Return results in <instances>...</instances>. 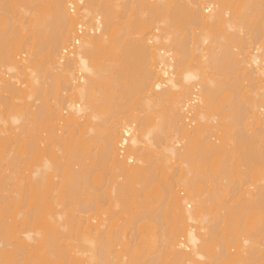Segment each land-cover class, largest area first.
I'll return each instance as SVG.
<instances>
[{
	"label": "bare ground",
	"instance_id": "6f19581e",
	"mask_svg": "<svg viewBox=\"0 0 264 264\" xmlns=\"http://www.w3.org/2000/svg\"><path fill=\"white\" fill-rule=\"evenodd\" d=\"M11 1L9 11L18 9ZM2 5L0 99L27 105L11 122L0 120V231L6 237L16 232L24 250H51L44 256L47 261L125 264L114 239L100 234L101 225L92 226L89 217L71 208L75 202L86 204L82 186L93 172L88 167L93 163L98 176H104L100 187L106 184V190L99 198L111 211L119 208L114 214L125 210L126 203L159 195L154 188L162 183L159 173L169 170V182L162 183L167 210L145 205L137 209L142 211L124 212L134 217V230L128 244L123 237L120 245L135 247L144 234L140 222L153 220L159 228L157 249L168 264H264V250L253 241L260 226L252 205L248 209L242 199L234 206H206L218 198L212 178L230 168L236 153L248 168L254 160L264 162V0H20L27 28L20 23L14 27L17 15L2 27L1 17L7 14V8L1 13ZM78 26L85 29L75 44ZM10 44L17 46L18 55L3 52L2 45ZM35 48L45 52L44 75L32 68ZM126 104L131 109L138 104L141 112L129 111L126 119L129 109H119ZM159 106V112L154 110ZM40 117L47 123L42 131ZM259 136L262 153L255 155L248 142ZM16 149L24 165L14 162ZM12 168H17L14 175ZM182 190L186 196L181 197ZM23 191L35 205L36 214L29 209L30 214L39 217L43 231L7 224L20 217L19 212L10 216L9 207ZM225 231L238 248L235 255L233 244L221 239ZM73 233L81 234L82 243L69 251L62 238ZM148 237L143 241L157 242ZM8 245L0 242V264ZM158 251L152 262L161 258Z\"/></svg>",
	"mask_w": 264,
	"mask_h": 264
},
{
	"label": "rangeland",
	"instance_id": "374dc122",
	"mask_svg": "<svg viewBox=\"0 0 264 264\" xmlns=\"http://www.w3.org/2000/svg\"><path fill=\"white\" fill-rule=\"evenodd\" d=\"M4 0H2L1 2H0V4L2 5V6H7V7H3L4 8V10L3 9H1L2 10V14L3 13H5L6 12V10H5V8H7V14L5 15V14H1V16H3V17H1V19L2 20H4V22H2L1 24H2V27H3V24L4 25H9V21L11 20V19H13V18H11L12 17V15H13V17H16V15H17V19L16 18H14V19H16V20H12L11 22H15V24H13L14 25V27L17 25V26H19L20 24H22L23 26L25 25V24H23L24 23V18L22 19L20 16H22V15H25L24 13H26V11L24 10V11H22L21 12V9L23 10V9H25V8H23L22 6H19V3H20V0H13V1H15V2H13V1H11L13 4H18V6H17V8L18 9H16V6L14 7L15 9H13L12 11H9L10 9H9V7L10 6H8V3L10 2V0L8 1V0H5L4 2H3ZM8 1V2H7ZM19 2V3H18ZM73 3L75 4V6H77L76 5V1H73ZM10 5V4H9ZM73 7L74 9H75V13L77 12V9H78V7ZM70 7V6H69ZM68 7V8H69ZM70 9V8H69ZM20 10V11H19ZM4 11V12H3ZM21 14V15H19L18 16V12ZM9 12L11 13V14H9ZM74 12L73 13H71V14H74ZM23 13V14H22ZM9 16H11V17H9ZM26 16H27V14H26ZM26 16H24V17H26ZM19 17H20V19H19ZM23 17V16H22ZM7 18V19H6ZM11 18V19H10ZM8 19H10V20H8ZM19 20V21H18ZM23 20V21H22ZM5 21L7 22V24L5 23ZM23 22V23H22ZM20 23V24H19ZM12 25V26H13ZM28 24H26L24 27H26ZM7 27V26H6ZM5 28V27H4ZM27 28V27H26ZM148 29H146V31H147ZM3 46V48H2V50L4 49V53L7 51V53H6V55L8 54V56L9 55H16L18 52V48H17V46L14 44V45H12L11 46V44H10V46H6V45H2ZM1 46V47H2ZM5 47V48H4ZM6 49V50H5ZM10 51V53H11V51H13V54H9L8 52ZM35 51H37V53H38V56L36 57V59L32 62V68H34V70L37 72V73H39V74H45V71H43V62L45 61V59H44V54H45V52H43V53H41L40 52V50L38 49V48H35ZM18 55V54H17ZM25 55H27V54H25ZM18 58H24L25 56L24 55H21V54H19V56H17ZM16 57V58H17ZM17 58V59H18ZM5 72H6V74L8 75L9 73L5 70ZM7 75H6V77H7ZM19 85V84H18ZM19 87H23V86H19ZM4 101V103H1L0 104V120H2V121H6V122H11L10 120H12L11 118L12 117H19L18 115H20V114H23V110H24V108L27 106L26 104H24V105H12L10 102H8L7 100H3ZM3 101H1V99H0V102H3ZM7 101V102H6ZM141 104V103H140ZM166 104V103H165ZM164 104V106H166L167 105V107H170L168 104H166L165 105ZM138 105V104H137ZM137 105L135 104V106H136V108H134L135 106H133V108L131 109V107H132V105L130 104V105H128V104H126V105H123V106H121L119 109L121 110V111H126V110H128L125 114H121L120 116H126V119H127V117L130 115H127V113L129 112V113H136L137 112V110L136 109H138V107H140L139 105H138V107H137ZM160 105V104H159ZM163 104H161L160 106H162ZM160 106L157 108V107H155V109L154 110H156L157 112H159V110H161L160 109ZM163 106V107H164ZM142 107H143V105H142ZM144 108V110H145V108L146 107H143ZM143 108H141V109H143ZM123 109V110H122ZM159 109V110H158ZM165 109H166V107H165ZM170 109H171V107H170ZM68 110V109H67ZM119 110V111H120ZM140 110V109H139ZM138 110V112L137 113H139V112H141V111H139ZM144 110H142V112L144 113V112H146V111H144ZM146 110H148V109H146ZM152 110V109H151ZM150 110V111H151ZM163 110V109H162ZM169 109H167V111H168ZM66 111V110H65ZM153 111V110H152ZM166 111V112H167ZM63 112V111H62ZM149 112V111H148ZM161 112H163V111H161ZM165 112V111H164ZM64 113V116L66 115H68V114H66L67 113V111L66 112H63ZM150 114V113H149ZM15 115V116H14ZM17 115V116H16ZM65 116V117H66ZM13 123V122H12ZM37 125H38V129L40 130V131H42L43 129H44V127L47 125V123L44 121V119H42L41 117L39 118V120L37 121ZM34 126H36V125H33L32 123H29V125H28V127H31V128H33ZM233 127H234V125H233ZM231 128V127H229V128H231V129H229V131L231 130V133L229 134L230 135V137H232V139L233 140H236L237 139V137H236V133L234 132L235 131V129H236V127L237 126H235V129L234 128ZM250 127L251 128H254V125L252 124V126L251 125H249V127H247L249 130H250ZM237 129H238V127H237ZM236 129V130H237ZM102 130V129H101ZM226 130H227V128H226ZM248 130V131H249ZM252 130V129H251ZM251 130H250V132H251ZM224 131H225V128H224ZM233 132V133H232ZM249 132V133H250ZM31 133V132H30ZM235 133V134H234ZM249 133H247V134H249ZM228 134H226V133H224L223 135V138L225 137V135H227V137H228ZM251 134V133H250ZM249 134V136L251 137V135ZM44 135H47V133H44V134H42V136H44ZM226 137V138H227ZM229 138V137H228ZM231 139V138H230ZM227 140V139H226ZM229 140V139H228ZM223 140L221 139V141L220 142H222ZM224 141H225V139H224ZM250 142H248L249 143V145H248V147H249V149L251 150V149H253V151L254 152H256V154L255 155H258V154H261L262 152H261V150H258L257 148L259 147V146H262V141L260 140V136L259 137H256L255 138V140H254V142L255 143H253V140H252V138H250V140H249ZM218 142H219V140H218ZM217 142V143H218ZM234 143V142H233ZM96 143H93V145H95ZM228 144H230V143H228ZM232 144V143H231ZM231 144L229 145V146H231ZM232 146H235V144L233 145L232 144ZM258 151H257V150ZM256 150V151H255ZM95 152H97L98 153V149L96 148V150H95ZM237 152V151H236ZM249 152V151H248ZM258 153V154H257ZM127 154H129V153H127ZM12 156H14V159H15V161L14 162H16V163H20V165H24V163H25V161L26 160H23L22 158V155H21V152H20V150L19 149H16V151H14V153L12 154ZM235 157H237L236 159L237 160H231L230 162L233 164H229V166H230V168H228V170L227 171H225V169H227V168H222V170H224L223 171V174L220 176V175H217L216 176V178H214L213 176V178L211 177V175H210V177L212 178V181H211V179H208V184H207V181H206V184L207 185H213V186H211V187H213V189H215L214 191H217V199H214V200H210V201H208L207 203H206V206H207V208H209V209H214V208H216L217 209V207L218 206H220L219 208H221V205H228V206H234V205H236L237 203H239L240 201H242L243 202V200L247 203V205H248V209H249V206H251L252 205V209H254L253 211H252V209L250 208V210H251V212L252 213H254V215H255V222H256V225L257 226H260L259 228H257V229H255V231H256V233H257V235L255 234V237L253 238V241H255V243H258V244H260V249L263 251L264 249V200H263V198H262V194H263V187H264V183H263V175H264V162H261V161H259V160H254L253 162H251L252 164H253V168H248L249 166H248V162H245L244 160H242V158H240L241 156H240V154L239 153H236V155H234ZM255 159H256V156H255ZM24 161V162H23ZM23 162V163H22ZM93 162H95L96 163V159L94 158L93 159ZM98 162V161H97ZM227 163V162H226ZM228 164V163H227ZM250 164V163H249ZM27 165H28V163H27ZM231 165H232V167H231ZM224 166H226V164L224 165ZM221 167H222V164H221ZM90 170H88V171H93L91 174L90 173H87V175L88 174H90V175H88L87 177H86V182L83 184V186H82V188H84V191H85V197H86V204L85 205H82V204H80V203H77V202H75V203H73V204H71V208H77L78 209V212H80V215H84V217H89L90 218V222L92 223V226H96V225H98V226H100L99 227V229H100V231H102L100 234H102V236H103V233H104V235L106 234V235H108V237L109 238H111V240H113L114 239V241H111L112 242V244H113V242L115 243V245L117 246L116 248H118V250H117V252H119V251H121L120 253H121V255H119L120 257H122L123 259V262H124V260H126L124 263L125 264H154L155 262H152L153 261V256L155 257L156 255H157V251H158V249H157V246H158V240H159V235H158V233L159 232H157L158 230H159V228H158V226H157V224H156V222H154L153 220H144L143 222L141 221L140 223H142V224H140V225H142V227L143 228H141L142 230V233H144V234H141L140 235V237H139V239H138V241L140 242V243H138L135 247L134 246H132L133 248H131L129 245L128 246H124L123 247V245H124V239L127 241V244H128V240H129V238H131L132 237V235H133V219H134V217L132 218L131 217V215H125L124 214V212H126L127 211V213H128V211L130 210H132L131 211V213H134V212H137V211H142V210H137V209H139V208H143V207H145V205H146V207L147 208H149V207H151V208H149V210L151 209L152 211H153V209H154V211H156L157 212V210H167V204H166V202H164V198H165V196H164V198H163V195H165L163 192H165V190H163V184L165 183V180L167 179V177H168V179H169V176L171 175V173L170 174H168V172H170L169 170H167V173L165 174V172L166 171H160V173H159V178H160V180H162V183H160V182H158L157 181V187L156 186H154V188H157V193H159V195H160V197H159V195L158 194H155L154 196L152 195V197H151V199H150V197H149V199H148V201H146V200H143V199H145V198H141V200L143 201H141V202H139V200H140V198L139 199H136L137 200V203L138 204H136L135 202H133V203H135V204H127L126 203V206H125V204H124V208H125V210H122L121 212H116L115 214H114V211L117 209V210H119V208H117L116 207V209L115 210H110V207H109V205L108 204H104V202H101L100 200V198H99V195H101V194H103V193H105V190H106V184L103 186V187H100V186H102V184H104V176H102V177H99L98 176V174H99V172L100 171H98V170H95L94 168H98V167H96V165H93V163L92 164H90L89 165V167H88ZM92 168V169H91ZM11 169V168H10ZM15 169V168H14ZM14 169L12 168V173H13V175H14ZM17 169V168H16ZM15 169V170H16ZM17 171V170H16ZM221 171V170H220ZM225 172V173H224ZM12 173H11V175L10 176H13L12 175ZM25 173H27V171L25 172ZM101 173V172H100ZM217 174V173H216ZM215 174V175H216ZM169 175V176H168ZM214 175V176H215ZM209 178V177H208ZM218 178V179H217ZM166 180V182H169V180ZM159 180V179H158ZM211 181V184L209 183L210 181ZM170 181H171V179H170ZM240 181V182H239ZM155 183V182H154ZM154 183H152V184H154ZM166 184V183H165ZM154 185H156V183L154 184ZM167 185V184H166ZM197 185H199V186H202V183H200V182H198L197 184H196V186ZM214 185H215V187H214ZM153 186V185H152ZM207 187V186H206ZM208 187H210V186H208ZM211 187H210V189H211ZM102 188V189H101ZM150 188H151V186H150ZM149 188V189H150ZM164 188H165V186H164ZM101 189V190H100ZM148 189V190H149ZM153 189V188H152ZM178 189H180L181 190V188H178ZM154 190V189H153ZM25 191H23V193L22 194H20V199H18L14 204H11L10 205V207H9V215L11 216V214L13 213H17V212H19V213H21L20 214V217H19V215L17 216V214H16V216H17V220H14V221H12L10 218L7 220V224L8 223H10L11 224V226H14V227H16L17 226V224H19L18 226V228H20V227H23L24 229H26V230H33V229H37V231H38V229H39V231H43V229H42V227H39L40 225H39V223H38V220H39V217L38 216H34V214H33V216H31V214H30V210L29 209H32L33 211H34V213L36 214V207H35V205L33 206L32 204H30L28 201V198H26V195H25V193H24ZM149 192V191H148ZM156 192V191H155ZM150 194V193H149ZM151 194H153V193H151ZM180 194L182 195L181 197H183V196H186V192L184 191V193H183V190L180 192ZM15 195V194H14ZM150 196V195H149ZM166 199V198H165ZM243 199V200H242ZM12 200V199H11ZM146 201V202H145ZM151 201V202H150ZM144 205V206H143ZM192 207H193V205H192ZM122 208V207H121ZM133 208V209H132ZM146 208V209H147ZM158 208V209H157ZM222 208H223V206H222ZM157 209V210H156ZM212 211V210H211ZM215 211V210H214ZM214 211H212V214H213V212ZM219 211V210H218ZM26 212H27V214H26ZM29 212V213H28ZM215 212H217V210L215 211ZM214 212V213H215ZM250 212V211H249ZM248 212V213H249ZM130 213V214H131ZM12 214V215H13ZM29 214V215H28ZM99 214V216H98V218L96 217L97 215ZM129 214V213H128ZM251 214V213H250ZM21 215H22V218H21ZM211 215V214H210ZM126 216V217H125ZM151 216H153V214H151ZM154 216H155V214H154ZM16 218V217H15ZM23 218H26L25 220V222H24V224L22 223V221L24 220ZM93 218H95V219H93ZM154 218V217H153ZM23 219V220H22ZM167 219V218H166ZM165 220V219H164ZM15 221H17V222H15ZM15 222V223H14ZM22 223V225H20ZM258 223V224H257ZM140 225H139V223H138V226L140 227ZM153 227H155V228H153ZM22 228V229H23ZM153 228V229H152ZM151 229V230H150ZM257 231H259V232H257ZM226 232V233H225ZM224 232V234H223V232H222V234H220L221 236H223L222 238H221V236L219 235L218 237H220L221 239H225V237H226V239L225 240H222L223 242H224V244L225 245H227V246H229L230 245V247H231V245L233 244V248L231 247V250H232V252H234V255H235V251L237 252L238 251V248H237V246H235L234 245V243H231L232 241H233V238H231V234H230V231H225ZM228 232H229V234H228ZM153 233V234H152ZM132 234V235H131ZM152 235L153 237H154V239H155V244H153V243H147V240H144L143 241V238H145V237H148V235ZM225 234H227L226 236H225ZM6 233H4V232H2V231H0V242L2 241L4 244H6V243H9L10 244V247H9V245H8V248H7V252L6 253H8V254H6L4 257H3V260H4V264H65V261L63 260H59L58 258H55V259H51V258H53V257H51V254H50V260H46V259H44V256H46V257H48V251L50 252L51 250H49L48 249V251L47 250H45V248L43 247V246H40V248L38 247V248H31V249H26V250H24V247H23V245H22V241L21 240H19V237H18V233H16L15 232V234H13V235H8L7 237H6ZM16 235H17V237H16ZM83 235V234H82ZM95 234H91V236L90 237H93ZM81 234H77V235H75V233H73L72 234V236H69V237H67V239H65V238H62V239H64V240H62L63 242H65V240L67 241L66 243H68L69 245V248H67L66 247V249L67 250H71V248H75V250H77V249H79L80 247H79V243H82L81 241H80V239H81ZM96 236V235H95ZM94 236V237H95ZM130 236V237H129ZM145 236V237H144ZM228 236V237H227ZM229 236H230V238L232 239L231 241H230V238H229ZM232 236H233V234H232ZM9 237H12L14 240H12V238H9ZM15 237V238H14ZM107 237V236H106ZM123 237H124V239H123ZM152 237V238H153ZM158 237V238H157ZM217 237V236H216ZM8 239L9 241H7L6 239ZM120 238H122V239H120ZM151 238V239H152ZM146 239H149V237L148 238H146ZM158 239V240H157ZM228 239V240H227ZM18 240L20 241V242H18ZM82 240V239H81ZM123 242V245H120V243H121V241ZM219 240V239H218ZM126 241H125V245H126ZM146 241V242H145ZM151 241V240H150ZM217 241V240H216ZM216 241L214 242V243H216ZM228 241H230V243H228ZM149 242V241H148ZM154 242V241H153ZM184 242V241H183ZM219 242V244H221L220 242H221V240H219L218 241ZM218 242H217V244H218ZM227 242V243H226ZM16 243V244H15ZM72 243V244H71ZM145 243V244H144ZM212 243H213V241H212ZM213 243V244H214ZM75 244V245H74ZM76 244H78V245H76ZM153 244V245H152ZM184 244H185V242H184ZM218 244V245H219ZM224 244H221L222 246L224 245ZM22 245V246H21ZM114 245V244H113ZM218 245H216L215 244V246H214V248L216 249V253H217V247H219ZM224 245V246H225ZM256 245V244H255ZM71 246H73V247H71ZM79 248H78V247ZM217 246V247H216ZM221 246V247H222ZM258 246V245H257ZM43 247V248H42ZM49 246H47V248H48ZM71 247V248H70ZM77 247V248H76ZM50 248V247H49ZM115 248V249H116ZM119 248H120V250H119ZM163 248V247H162ZM212 248H213V245H212ZM212 249V251H213V253H214V250L215 249ZM228 248V247H227ZM65 249V250H66ZM129 249V250H128ZM164 249V248H163ZM64 250V249H63ZM69 250V251H70ZM74 249H72V251H73ZM74 250V251H75ZM127 250V251H126ZM163 251V250H162ZM162 251H158V255L160 254V256H161V258H158L157 259V262L155 263V264H166L167 262H168V260L169 259H167V260H164L166 257V255H162L163 253H159V252H162ZM212 251H210V253H208V254H211L212 253ZM258 255V254H257ZM259 255H260V253H259ZM150 256H152V257H150ZM162 256H164V257H162ZM234 257V256H233ZM263 257V256H262ZM48 258V259H49ZM81 259H84L85 260V258L84 257H80ZM79 258V259H80ZM127 258V259H126ZM151 260V261H150ZM67 261V260H66ZM82 261V260H81ZM208 261V260H207ZM263 261H264V257L262 258V262L261 263H263ZM83 262V261H82ZM152 262V263H151ZM202 262H205V259H204V261H202ZM83 263H85V262H83ZM168 263H170V262H168ZM167 263V264H168ZM86 264H89V263H86Z\"/></svg>",
	"mask_w": 264,
	"mask_h": 264
},
{
	"label": "built area",
	"instance_id": "2783aa9c",
	"mask_svg": "<svg viewBox=\"0 0 264 264\" xmlns=\"http://www.w3.org/2000/svg\"><path fill=\"white\" fill-rule=\"evenodd\" d=\"M84 29H85L84 27L78 26V28H77V37H76L75 42H74L75 44H77L78 37L83 33ZM71 48L72 47L68 48L65 52L69 51Z\"/></svg>",
	"mask_w": 264,
	"mask_h": 264
}]
</instances>
